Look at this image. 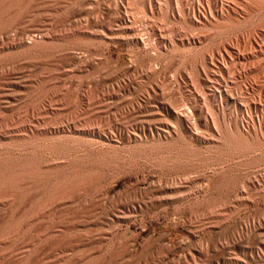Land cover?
I'll return each instance as SVG.
<instances>
[{
	"label": "rangeland",
	"instance_id": "374dc122",
	"mask_svg": "<svg viewBox=\"0 0 264 264\" xmlns=\"http://www.w3.org/2000/svg\"><path fill=\"white\" fill-rule=\"evenodd\" d=\"M26 1L0 0L1 36L32 37ZM46 1L37 15L53 19L56 47L38 56L0 43V163L37 167L0 191V264H264V114L247 108L264 101V0ZM114 2L158 41L150 55ZM66 29L86 36L68 45ZM225 45L250 58L223 72ZM220 90L222 109L209 98ZM163 100L195 107L200 135L157 128L176 126ZM51 190L75 196L51 205Z\"/></svg>",
	"mask_w": 264,
	"mask_h": 264
},
{
	"label": "bare ground",
	"instance_id": "6f19581e",
	"mask_svg": "<svg viewBox=\"0 0 264 264\" xmlns=\"http://www.w3.org/2000/svg\"><path fill=\"white\" fill-rule=\"evenodd\" d=\"M26 1V0H25ZM115 1V0H114ZM26 2H28V7H29V11H28V14H27V16L29 17V19L30 20H32V22L30 21V23H33V26H34V30L32 31L33 33V35H32V37L30 36L29 37V34L27 35L29 38H31L30 39V41H29V38L28 37H24V34L23 33H21L20 35H15V36H13L12 37V35L11 34H9L8 35V33L7 32H4V33H7L5 36L3 35V36H1L0 35V43L2 44L1 46H7V47H17V48H23L24 49V51H27V52H30V53H33V54H37L38 53V50L40 49V47L41 46H48V47H54L55 45H56V43H55V41L56 40H58L60 37H59V35H58V32L57 31H55L54 29L56 28H54V25H53V22H52V20L53 19H51L50 17H48L47 15H40V17L37 15L38 13H40V12H42V11H45L46 10V8H45V6H43L47 1L46 0H27ZM149 4H150V2H149ZM155 4V3H154ZM10 5V4H9ZM46 5V4H45ZM8 6V5H7ZM80 7V6H79ZM150 7V10L152 11V2H151V6H149ZM7 8V7H6ZM8 8H10V6H8ZM7 8V9H8ZM91 8V7H90ZM111 8H113L112 10H113V12L115 13V14H117L119 17V20L121 21V23H122V25H123V29L124 30H132L133 32H134V34L133 35H135V37H134V40L136 41V42H138V43H141L142 45H144L146 48H147V55H150V50L152 49V52H153V48H156V46H157V44H158V41H153V37H150V36H152V35H150L149 33H146V34H141L142 32H139V29H138V27H136L135 25L138 23L137 22V18H131L129 15H128V11H127V9L125 8L124 9V12L121 10L122 9V5L121 4H119L118 2H114V4H112L111 5ZM3 10H5V9H3ZM149 10V11H150ZM8 11V10H7ZM6 11V12H7ZM4 12V11H3ZM27 13V12H26ZM153 13V12H152ZM140 14V13H139ZM162 14V13H161ZM7 14H5V16H6ZM9 13H8V17H9ZM28 17H26L27 19H28ZM69 18V17H68ZM145 18V17H144ZM140 19V18H139ZM146 19V18H145ZM88 20V19H87ZM86 20V21H87ZM147 21V20H146ZM52 22V23H51ZM141 22V21H140ZM71 23V22H70ZM102 23V22H101ZM60 24V23H59ZM84 24H86V23H84ZM147 24H149V27L151 28V30L154 28V26H153V23H152V21H150V19H149V21H147ZM57 25V24H56ZM61 25V24H60ZM95 25H96V27H100V28H102L101 29V33L100 34H102V36L104 37V38H106V37H108L109 38V32L107 31L108 29L104 26V25H101V26H98L99 24L98 23H95ZM28 26V25H27ZM120 26V25H119ZM157 26V25H156ZM169 26V25H168ZM15 27V24L13 25V28ZM58 27V26H57ZM109 27V26H108ZM121 27V26H120ZM54 28V29H53ZM72 28V27H71ZM110 28V27H109ZM119 28V27H118ZM158 28V27H157ZM121 29V28H120ZM67 30V29H66ZM69 30V29H68ZM67 30V31H68ZM80 30V29H79ZM111 30V29H110ZM117 30V29H116ZM143 30V29H142ZM141 30V31H142ZM159 30V29H158ZM112 31V30H111ZM143 31H145V30H143ZM155 31V30H154ZM80 31H76V30H73L72 29V31H68V32H65V35H63L64 36V38H65V40H66V42H67V44L68 45H74V44H76V42L74 41V40H77V36H86L85 34H81V33H79ZM2 33V32H1ZM14 33V32H13ZM16 33V32H15ZM63 33H64V31H63ZM94 33V32H93ZM113 33V32H112ZM145 33V32H144ZM151 33V32H150ZM95 34H97V33H95ZM161 34V33H160ZM98 35V34H97ZM18 36V37H17ZM112 37H113V35H111ZM165 36V35H164ZM169 36H171V35H169ZM77 37V38H76ZM115 37V36H114ZM117 37V36H116ZM130 37V36H129ZM63 38V37H62ZM111 38V37H110ZM123 38V37H122ZM126 38H128V37H126ZM131 38V37H130ZM153 38V39H152ZM160 40H161V42L160 43H164L165 44V46H166V44H167V42L168 41H170V40H167L165 37L163 38L162 36H160V38H159ZM169 39V38H168ZM255 39V38H254ZM253 39V40H254ZM79 41V40H78ZM247 41V40H246ZM246 41H244V42H246ZM7 42V43H6ZM254 42H255V40H254ZM172 43V42H171ZM251 43V42H250ZM169 44V43H168ZM253 44V43H252ZM243 45V44H242ZM244 45H245V43H244ZM169 46V45H168ZM231 46V45H230ZM56 47V46H55ZM245 47V46H244ZM246 47H250V45H249V43L248 44H246ZM65 48V47H64ZM260 48V47H259ZM5 49V48H4ZM22 49V50H23ZM50 49H52V50H54L53 48H50ZM238 49V48H237ZM237 49H234V48H231V47H229V46H227V45H225L224 47H223V49H222V65H220V70H222L223 72H226V70H225V68L227 67V65L229 64V65H232V66H235L236 64H239V62L241 63H243V61H247L250 57H248V55L247 56H245V55H243L244 53H243V51H242V54H241V52L239 51V50H237ZM247 49V48H246ZM243 50V49H242ZM69 52V51H68ZM262 52V51H261ZM40 54V53H39ZM153 54V53H152ZM245 54H247V53H245ZM38 55V54H37ZM39 56V55H38ZM83 56V55H82ZM33 57V56H32ZM61 57H62V59L64 60V61H66V62H69V61H72V60H74V56H72L70 53H63L62 55H61ZM35 58V57H34ZM36 58H37V56H36ZM46 58V57H45ZM154 58V57H153ZM39 59V58H38ZM58 59V58H57ZM88 60V59H87ZM151 64V63H150ZM80 65V64H79ZM215 66V65H214ZM14 67V66H13ZM22 68V67H21ZM77 68V67H76ZM235 68V67H234ZM227 69V68H226ZM246 69V68H245ZM17 70V69H16ZM22 71H24L23 69H22ZM19 72H20V69H19ZM229 72V71H228ZM18 73V72H17ZM240 73V72H239ZM242 74V73H241ZM22 74H20V76H21ZM18 76V75H17ZM23 76V75H22ZM21 76V77H22ZM24 78H25V76H24ZM29 78V77H28ZM162 79V78H161ZM21 80V79H20ZM19 80V81H20ZM23 80H25V79H23V77H22V80L21 81H23ZM20 81V82H21ZM27 81V80H26ZM162 81V80H161ZM23 84V83H22ZM21 84V85H22ZM25 84V83H24ZM23 84V85H24ZM27 84H28V82H27ZM257 84V83H256ZM15 86V85H14ZM19 86V85H18ZM245 86V85H244ZM251 86V85H250ZM12 87V86H11ZM247 87V86H246ZM245 87V88H246ZM249 87V86H248ZM19 88V87H18ZM165 88V87H164ZM95 89V88H94ZM242 89V88H241ZM113 90H115V89H113ZM150 90V89H149ZM225 90V89H224ZM249 90V89H248ZM112 91V90H111ZM118 91V90H117ZM219 91V90H218ZM226 91H227V89H226ZM150 92V91H149ZM212 92V91H211ZM232 92V91H231ZM114 93V92H113ZM151 93L152 94H148V96H147V98H146V101H145V105L147 104V103H151L150 102V100L152 99V97H154L155 98V96H156V92L155 91H151ZM206 93V92H205ZM213 93V92H212ZM230 92H223V91H221L220 90V93H219V95L217 94V93H214L213 95H212V97H209V98H213L214 100H216V101H218V103H219V105H218V107H221V109H222V106L225 104V102L226 101H228L229 99H230V94H229ZM5 94V93H4ZM9 94V93H8ZM16 94V93H15ZM18 94H20V93H18ZM22 94V93H21ZM109 94V93H108ZM3 95V94H2ZM10 95H12V94H10ZM14 95V94H13ZM12 95V97H14ZM157 95H158V92H157ZM164 94H162V96H163ZM98 96V95H97ZM159 96V95H158ZM165 96V95H164ZM163 96V97H164ZM201 96V95H200ZM157 97V96H156ZM172 97V96H171ZM202 97H206V99H207V96H202ZM231 97H233V96H231ZM18 98V97H17ZM98 98V97H97ZM219 98H220V101H219ZM235 98V97H234ZM21 99V98H20ZM157 100H159L158 98H156ZM161 99V98H160ZM203 99V98H202ZM205 99V100H206ZM233 99V98H232ZM166 100V99H165ZM165 100H163L162 102H157V104H158V106L164 111V112H166L168 115H170L172 118H173V120H174V123L176 124V126H173V124L171 125V124H169V125H166V126H164V125H161V126H159V124H158V127L157 128H159V129H161V131L163 132V133H166V134H173V133H177L178 134V136H180V137H182L184 134H188L189 136H197V135H200V130H199V128H200V122H201V120L200 119H198V117H200V112L195 108V107H193V106H189L188 108L186 107V106H188V105H185V107H184V105H182L184 108H183V110H180L179 109V105L177 104V103H173V102H170L169 103V101L171 100L170 98H169V101H168V103L167 102H165ZM236 100V99H235ZM6 101H8V100H6ZM153 101V100H152ZM204 101V100H203ZM208 100H206V102H207ZM211 101V100H210ZM244 101V100H243ZM260 101V100H259ZM259 101H256V103L254 102V103H251V104H249L248 106H247V108L249 109V112H251L250 110H255L256 112L255 113H261V114H264V101H261V102H259ZM10 102V101H9ZM82 102V101H81ZM154 102V101H153ZM213 102V101H212ZM249 102V101H248ZM247 102V103H248ZM257 102H259V103H257ZM12 103V102H11ZM10 103V104H11ZM191 103V102H190ZM208 103V102H207ZM243 103V102H242ZM242 103H240V104H242ZM104 104V103H103ZM194 105H195V103H193ZM8 105V104H7ZM89 105V104H88ZM208 105V104H207ZM246 105V104H245ZM5 106V105H4ZM150 106V105H149ZM153 106V105H152ZM146 107V106H145ZM225 106H223V108H224ZM51 108V107H50ZM112 108V107H111ZM226 108V107H225ZM245 108V107H244ZM128 109V108H127ZM136 109H138L139 111L140 110H142V104H139V105H137L134 109H133V112L135 111L136 112ZM143 109H144V107H143ZM147 109V108H146ZM155 109V108H154ZM248 109H245V110H248ZM39 111V110H38ZM145 111V110H144ZM222 112H223V110H221ZM143 112V111H142ZM146 112V111H145ZM243 112V111H242ZM249 112H247L246 114H248ZM128 113V112H127ZM245 113V112H244ZM125 114V113H124ZM129 114V113H128ZM148 114V113H147ZM243 114V113H242ZM251 114V113H250ZM253 114V113H252ZM141 115V114H140ZM146 115V114H145ZM245 115V114H244ZM243 115V116H244ZM237 116V115H236ZM249 116V115H248ZM239 117H242V116H239ZM257 117V116H256ZM202 118H204V117H201V119ZM236 118V117H235ZM248 118V117H247ZM259 118V117H258ZM262 118V117H261ZM135 119H137L136 117H135ZM134 119V120H135ZM240 119V118H239ZM242 119V118H241ZM244 119V118H243ZM133 120V121H134ZM151 120V119H150ZM234 120V119H233ZM244 120H248V119H244ZM141 121V120H140ZM143 121H144V119H143ZM149 121V120H148ZM147 121V122H148ZM159 121V120H158ZM161 121V120H160ZM242 121V120H241ZM258 121H260V120H258ZM146 122V123H147ZM117 123V122H116ZM152 123V122H151ZM151 123H149V125H148V127L150 128V130H151V128H153V126L152 125H150ZM155 123H157V122H155ZM159 123V122H158ZM241 123H243V122H241ZM152 124H154V123H152ZM214 125V124H213ZM9 126V125H8ZM145 126V125H144ZM156 126V125H155ZM164 126V127H163ZM241 126H243V125H241ZM216 127V126H215ZM214 127V128H215ZM10 128V127H9ZM74 128V127H73ZM90 128V127H89ZM144 128V127H143ZM242 128H244V127H242ZM14 129V128H13ZM84 129V128H83ZM145 129V128H144ZM216 129H218L217 127H216ZM260 129V128H259ZM153 130V129H152ZM91 131V130H90ZM95 131V130H94ZM246 131H247V129H246ZM263 131V130H262ZM101 132V131H100ZM78 133V132H77ZM83 133V132H82ZM218 133V132H217ZM240 133V132H239ZM246 133H248V132H246ZM261 134V133H260ZM3 135V134H2ZM218 135H219V133H218ZM204 137V136H203ZM200 138V137H199ZM203 139V138H202ZM207 139V138H206ZM23 156V155H22ZM85 157V156H84ZM4 161V162H3ZM5 161H8V160H2V162H3V164L5 163ZM71 161V160H70ZM1 162V163H2ZM87 161L86 160H76V161H74V163H77V164H79V166H84V164H87L86 163ZM1 163H0V191H5V190H10L12 187H16L17 185H19V184H21V182L22 181H24V180H27L26 178H30L31 176H34V175H37V171L34 169V162L32 161L31 163L30 162H20L19 164H17L18 166L16 167V164H15V162H14V165H13V163L12 164H10V162H6V164L8 165H6V168H5V164H4V166H2L1 165ZM37 163H38V161H37ZM36 163V164H37ZM74 163H69L70 165H72V164H74ZM81 163V164H80ZM103 163V162H102ZM46 165V164H45ZM50 165V167H51V164H49ZM52 165H54V164H52ZM34 166V167H33ZM39 166V165H38ZM60 165H58V167H59ZM8 167V168H7ZM48 167V166H47ZM54 167V166H53ZM61 167V166H60ZM59 167V168H60ZM82 168V167H81ZM39 169V168H38ZM54 169H56V167L54 168ZM78 169V168H77ZM41 170V169H40ZM48 170V169H47ZM47 170H44V171H47ZM43 171V170H42ZM49 171V170H48ZM48 171H47V173H48ZM54 171V170H53ZM39 172V171H38ZM50 172H51V170H50ZM230 172V171H229ZM52 173V172H51ZM49 174V173H48ZM261 175V174H260ZM47 176V175H46ZM50 176V175H49ZM35 177V176H34ZM261 177V176H260ZM262 178V177H261ZM74 179V178H73ZM257 179V178H256ZM39 180V179H38ZM32 181V180H31ZM180 181V180H179ZM178 181V185L177 186H175V185H173V186H175V187H172V188H170V187H160L159 189H158V193H160V194H166V193H168V192H171L170 190H173V191H176V192H178V190H179V187L180 186H182V182H179ZM182 181V180H181ZM254 181V180H253ZM25 182V181H24ZM24 182H22V184L24 183ZM248 182H251V181H248ZM260 182H261V180H257V181H255V182H253L252 184H256V185H258V184H260ZM68 183V182H67ZM263 183V182H262ZM28 184V183H27ZM244 184V183H243ZM24 185V184H23ZM55 185V184H54ZM170 185V184H169ZM255 185V186H256ZM20 186V185H19ZM163 186V185H162ZM172 186V185H171ZM247 187H248V185H247ZM246 187V188H247ZM17 188V187H16ZM19 188V187H18ZM57 188H59V187H56V189ZM243 188V187H242ZM258 188V187H257ZM63 189V188H62ZM80 189V188H79ZM155 189V188H154ZM153 189V190H154ZM245 189V188H244ZM18 190V189H17ZM75 190V189H74ZM14 191V190H13ZM50 191V190H49ZM150 191V190H149ZM155 191V190H154ZM51 192H52V190H51ZM143 193H144V191H142ZM53 193V192H52ZM148 193V192H147ZM147 193H146V196H147ZM150 193V192H149ZM54 195H52V196H50V202H51V205L52 204H65L66 202H71V201H73V197L75 196H73L72 197V195L73 194H71L70 195V192H69V190L68 191H61V192H59V190H58V192H56V194L55 193H53ZM151 194V193H150ZM158 195V194H157ZM183 195V193H181V196ZM186 195V194H185ZM185 195H183V196H185ZM82 196V195H81ZM107 196V195H106ZM105 196V197H106ZM141 196V195H140ZM139 196V197H140ZM154 196V195H153ZM152 196V197H153ZM165 196V195H164ZM166 196H168V195H166ZM180 196V197H181ZM92 197V196H91ZM149 197V196H148ZM148 197H147V199H148ZM156 197V196H155ZM158 197V196H157ZM174 197V196H173ZM173 197H172V199H173ZM94 198V197H93ZM93 198L91 199V200H93ZM141 198H143V197H141ZM144 198H146L145 197V194H144ZM150 198V197H149ZM159 198H160V196H159ZM162 199H163V196L161 197ZM171 198V197H170ZM175 198V197H174ZM48 199V198H47ZM98 199H100V198H97V199H95V200H93V201H91L93 204H98V202H100V201H98ZM115 199V198H114ZM155 199V198H154ZM101 200V199H100ZM103 200V199H102ZM124 200V199H123ZM158 200V199H157ZM156 200V201H157ZM161 200V199H160ZM169 200V199H168ZM115 200H113V202H114ZM125 201V200H124ZM137 201V200H136ZM141 201V200H140ZM154 201V200H153ZM40 202V201H39ZM88 202H89V200H88ZM88 202H86V203H88ZM90 202V203H91ZM116 202V201H115ZM118 202V201H117ZM122 202V201H121ZM142 202V201H141ZM150 202V201H149ZM152 202V201H151ZM85 203V204H86ZM89 203V204H90ZM112 203V202H111ZM111 203H110V205H111ZM137 203V202H136ZM147 203V202H146ZM84 204V203H83ZM88 204V205H89ZM92 204V205H93ZM101 204V203H100ZM100 204H98V206L100 205ZM115 204V203H114ZM143 204H145V203H143ZM48 205V204H47ZM121 205V204H120ZM84 206V205H83ZM86 206V205H85ZM90 206H91V204H90ZM97 206V205H96ZM95 206V207H96ZM102 206V205H101ZM113 206V205H112ZM116 207V206H115ZM119 207V206H118ZM133 207V206H132ZM113 209V208H112ZM54 240V239H53ZM235 245V244H234ZM212 248H215L216 249V246L215 247H212ZM126 250V249H125ZM212 249H210V251H211ZM210 251H208V252H210ZM26 252V251H25ZM214 253H215V250H214ZM219 253V252H218ZM38 254V253H37ZM213 254V253H212ZM42 256V255H41ZM218 255L216 254V255H213V257L215 258V257H217ZM192 260V259H191ZM194 261H196V260H194ZM197 264V263H196Z\"/></svg>",
	"mask_w": 264,
	"mask_h": 264
}]
</instances>
